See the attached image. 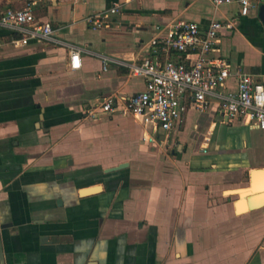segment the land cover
Wrapping results in <instances>:
<instances>
[{"label": "crops", "instance_id": "0c3cea01", "mask_svg": "<svg viewBox=\"0 0 264 264\" xmlns=\"http://www.w3.org/2000/svg\"><path fill=\"white\" fill-rule=\"evenodd\" d=\"M258 1L243 17L238 2L212 0H0V12L30 4L60 42L15 46L20 33L0 27L6 264H264V131L228 123L217 97L203 111L189 104L168 135L119 111L87 116L108 98L120 105L144 91L121 63L153 56L156 27L179 20L203 32L214 20L235 24L211 54L232 73L217 95L237 91L239 71L264 84ZM115 5L109 27L87 24Z\"/></svg>", "mask_w": 264, "mask_h": 264}, {"label": "built area", "instance_id": "2783aa9c", "mask_svg": "<svg viewBox=\"0 0 264 264\" xmlns=\"http://www.w3.org/2000/svg\"><path fill=\"white\" fill-rule=\"evenodd\" d=\"M216 7L231 5L238 2L240 15L248 16L251 9L258 6V0H212ZM120 12V6L115 5L107 12L90 15L86 21L94 30L109 27V20ZM0 27L19 32L20 39H14L15 46H27L31 40L56 41L54 30L48 23L37 22L32 6L26 5L21 10H6L0 12ZM233 22H210L205 32L201 31L196 22L176 21L170 25L156 27V35L149 45L154 55L132 62L121 63L129 67L132 76L143 78L145 89L135 97L124 99L118 104L116 98H108L99 110L88 113L93 121H98L104 114L117 111L130 114L144 125L159 127L169 134L176 123L181 121L183 114L192 104L203 111L208 105V97L220 99V108L228 123H242L256 126L264 131V84L255 80L250 73L237 72V91L226 95H217V87L226 82L231 76L230 63L218 53L220 32L233 30ZM60 43V42H59ZM172 51L184 53L186 61L175 62L168 56ZM76 53V54H74ZM73 60L80 67L79 50L72 48ZM167 58L162 61L160 55ZM113 60L103 59L104 71ZM116 63H120L117 62ZM149 141L155 142L150 138Z\"/></svg>", "mask_w": 264, "mask_h": 264}, {"label": "water", "instance_id": "95a60500", "mask_svg": "<svg viewBox=\"0 0 264 264\" xmlns=\"http://www.w3.org/2000/svg\"><path fill=\"white\" fill-rule=\"evenodd\" d=\"M259 19L264 27V4L260 6L259 8ZM84 194H87L84 193ZM264 203V202H263ZM262 204V202H256V203H253L251 205V208H258V206H260ZM0 264H6V261H5V257H4V253H3V248H2V244H1V236H0Z\"/></svg>", "mask_w": 264, "mask_h": 264}]
</instances>
